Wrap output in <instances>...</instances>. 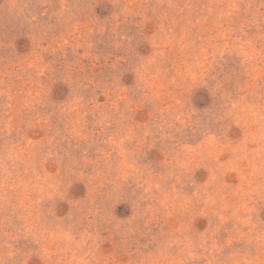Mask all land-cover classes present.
Listing matches in <instances>:
<instances>
[{"label":"rangeland","instance_id":"obj_1","mask_svg":"<svg viewBox=\"0 0 264 264\" xmlns=\"http://www.w3.org/2000/svg\"><path fill=\"white\" fill-rule=\"evenodd\" d=\"M0 264H264V0H0Z\"/></svg>","mask_w":264,"mask_h":264}]
</instances>
